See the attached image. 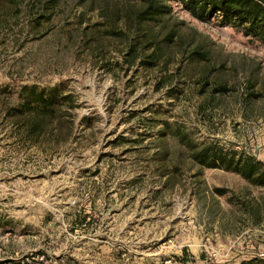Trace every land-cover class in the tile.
<instances>
[{
	"label": "rangeland",
	"instance_id": "rangeland-1",
	"mask_svg": "<svg viewBox=\"0 0 264 264\" xmlns=\"http://www.w3.org/2000/svg\"><path fill=\"white\" fill-rule=\"evenodd\" d=\"M136 1L0 0L1 264H264V187L190 156L264 164V42L179 0L135 31ZM33 83L71 95L70 133L23 139Z\"/></svg>",
	"mask_w": 264,
	"mask_h": 264
},
{
	"label": "trees",
	"instance_id": "trees-1",
	"mask_svg": "<svg viewBox=\"0 0 264 264\" xmlns=\"http://www.w3.org/2000/svg\"><path fill=\"white\" fill-rule=\"evenodd\" d=\"M183 8L193 17L208 21L212 18L220 24L241 25L247 34L259 37L264 42V0H179ZM169 8L162 0H138L131 14L127 15L133 30L150 23L163 22L168 18ZM129 25V27H130ZM114 35H122L118 29L111 28ZM173 35L174 33H169ZM154 49L160 46V40L151 33L145 38ZM131 55L136 52L135 43L128 47ZM18 101L15 116L20 123L21 136L24 140L37 143L41 138L51 135L58 139L70 133L73 128L71 108L73 100L69 93H64L60 84L41 86L39 84L20 85L16 92ZM84 118L83 120H88ZM191 158L209 168L221 167L238 173L246 181L264 187V164L251 160L235 159L233 154H221L208 147L191 150ZM257 258L241 264H260ZM1 264V263H0Z\"/></svg>",
	"mask_w": 264,
	"mask_h": 264
}]
</instances>
